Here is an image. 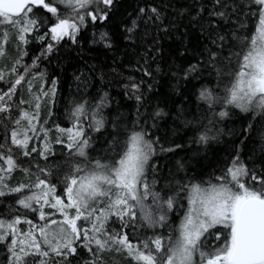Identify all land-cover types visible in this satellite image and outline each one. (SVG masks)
Instances as JSON below:
<instances>
[{
	"label": "snow or ice",
	"instance_id": "obj_1",
	"mask_svg": "<svg viewBox=\"0 0 264 264\" xmlns=\"http://www.w3.org/2000/svg\"><path fill=\"white\" fill-rule=\"evenodd\" d=\"M0 264H264V0H0Z\"/></svg>",
	"mask_w": 264,
	"mask_h": 264
},
{
	"label": "trees",
	"instance_id": "obj_2",
	"mask_svg": "<svg viewBox=\"0 0 264 264\" xmlns=\"http://www.w3.org/2000/svg\"><path fill=\"white\" fill-rule=\"evenodd\" d=\"M50 71H51V69H50ZM57 71H59V70H57ZM71 72H72V68L69 67L67 69V73H66L65 78H64V83H63V87H62L61 92H60V97L58 99L57 104L55 105V108L53 109V112H54L53 119L57 123H59L62 127H70L71 126L65 117V107H64V98L67 97L69 89H70V85L72 83ZM44 115H46V113ZM44 115H42V119L44 118ZM229 127H232V125H229ZM236 127L239 128V124H237ZM225 138H227V137H225ZM55 148L57 149V152L59 153V151L62 149V146L56 145ZM65 155H67L66 150H65ZM210 156H211V154H210Z\"/></svg>",
	"mask_w": 264,
	"mask_h": 264
}]
</instances>
